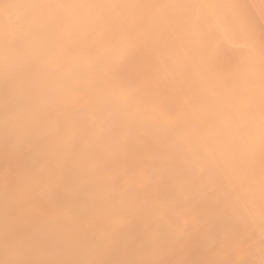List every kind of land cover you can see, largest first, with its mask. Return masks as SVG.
Here are the masks:
<instances>
[{"label":"bare ground","instance_id":"bare-ground-1","mask_svg":"<svg viewBox=\"0 0 264 264\" xmlns=\"http://www.w3.org/2000/svg\"><path fill=\"white\" fill-rule=\"evenodd\" d=\"M0 264H264V0H0Z\"/></svg>","mask_w":264,"mask_h":264}]
</instances>
